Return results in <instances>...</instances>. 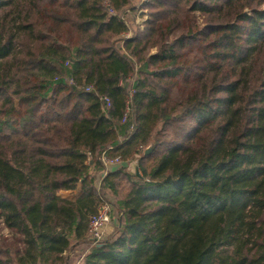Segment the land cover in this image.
Masks as SVG:
<instances>
[{"label":"trees","instance_id":"obj_1","mask_svg":"<svg viewBox=\"0 0 264 264\" xmlns=\"http://www.w3.org/2000/svg\"><path fill=\"white\" fill-rule=\"evenodd\" d=\"M135 1L0 0V264H71L109 192L80 264H264V0Z\"/></svg>","mask_w":264,"mask_h":264},{"label":"rangeland","instance_id":"obj_2","mask_svg":"<svg viewBox=\"0 0 264 264\" xmlns=\"http://www.w3.org/2000/svg\"><path fill=\"white\" fill-rule=\"evenodd\" d=\"M145 1L146 0L135 1L137 5L135 18L134 20L129 19L131 18L130 16L128 18L131 28L137 26L138 29H143L144 23L149 19L148 9L142 7V2ZM129 170L140 174V171L137 169V162L131 163V165L129 166ZM76 193H78V191H70L69 193H67L68 194L67 196L75 197ZM105 197L108 204L111 203L114 204V206H113V210L111 211V220L109 222L107 231L104 232V237L101 240H103L105 237H107L108 235L114 232V230L116 229L115 228L116 221H119L118 218L120 216V212H118V207L115 206L116 196L113 193L109 192L105 195ZM0 232L8 233V230H6L1 223H0ZM92 243L94 244V242H92L91 239L79 243L78 245H75L72 250L66 253L67 255H69V260L71 261V264H80L82 256L86 253V251L92 245Z\"/></svg>","mask_w":264,"mask_h":264},{"label":"built area","instance_id":"obj_3","mask_svg":"<svg viewBox=\"0 0 264 264\" xmlns=\"http://www.w3.org/2000/svg\"><path fill=\"white\" fill-rule=\"evenodd\" d=\"M106 106L111 105L108 97H105ZM102 162L104 163L103 175H106L113 167L119 165L121 160L118 156L108 157L106 154L102 155ZM100 187V180L98 181V188ZM113 205L110 203L103 204L99 211L93 214L89 220V233L92 242L100 241L104 237V232L107 231L109 222L111 220V211ZM106 235V234H105Z\"/></svg>","mask_w":264,"mask_h":264},{"label":"crops","instance_id":"obj_4","mask_svg":"<svg viewBox=\"0 0 264 264\" xmlns=\"http://www.w3.org/2000/svg\"><path fill=\"white\" fill-rule=\"evenodd\" d=\"M75 191H78V193H76V196H78V195H80V193H81V189L79 188V189H77V190H75ZM70 191H62L61 192V194L63 195V196H65V197H68V198H75V197H69V196H67L68 194L67 193H69Z\"/></svg>","mask_w":264,"mask_h":264},{"label":"water","instance_id":"obj_5","mask_svg":"<svg viewBox=\"0 0 264 264\" xmlns=\"http://www.w3.org/2000/svg\"><path fill=\"white\" fill-rule=\"evenodd\" d=\"M154 148V144H150L149 146H147L144 150V154H149Z\"/></svg>","mask_w":264,"mask_h":264}]
</instances>
